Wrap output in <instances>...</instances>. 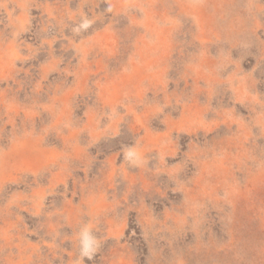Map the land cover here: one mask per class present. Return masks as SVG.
<instances>
[{
  "label": "rangeland",
  "instance_id": "374dc122",
  "mask_svg": "<svg viewBox=\"0 0 264 264\" xmlns=\"http://www.w3.org/2000/svg\"><path fill=\"white\" fill-rule=\"evenodd\" d=\"M0 264H264V0H0Z\"/></svg>",
  "mask_w": 264,
  "mask_h": 264
},
{
  "label": "clouds",
  "instance_id": "9594fccd",
  "mask_svg": "<svg viewBox=\"0 0 264 264\" xmlns=\"http://www.w3.org/2000/svg\"><path fill=\"white\" fill-rule=\"evenodd\" d=\"M84 27H86L87 25H83ZM94 243L93 238L91 237L89 232H84L82 234V251L84 252L85 255H87L91 249L92 244Z\"/></svg>",
  "mask_w": 264,
  "mask_h": 264
}]
</instances>
